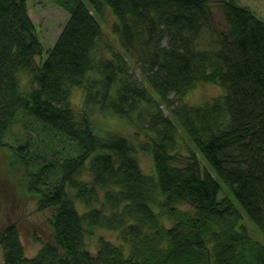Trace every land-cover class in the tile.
Instances as JSON below:
<instances>
[{
    "label": "trees",
    "instance_id": "1",
    "mask_svg": "<svg viewBox=\"0 0 264 264\" xmlns=\"http://www.w3.org/2000/svg\"><path fill=\"white\" fill-rule=\"evenodd\" d=\"M54 1L69 17L37 61L27 0H0V147L12 150L18 188L49 225L29 255L5 222L3 264H264V19L238 0ZM105 5L119 47L96 18ZM208 81L223 94L183 102ZM72 87L84 92L79 106ZM105 112L151 141L102 133L93 114ZM185 136L237 204L194 147L189 157L173 151ZM139 150L155 174L141 170Z\"/></svg>",
    "mask_w": 264,
    "mask_h": 264
},
{
    "label": "rangeland",
    "instance_id": "2",
    "mask_svg": "<svg viewBox=\"0 0 264 264\" xmlns=\"http://www.w3.org/2000/svg\"><path fill=\"white\" fill-rule=\"evenodd\" d=\"M87 5L89 4L87 0H83ZM243 4H247L253 7L257 13L264 17V0H238ZM28 11L39 28V35L42 39L43 53L37 56V60H41L45 57L47 49L52 46L55 41L56 36L60 32L63 24L65 23L68 12L59 7L53 0H27ZM107 9L101 15L99 19L103 30L108 35V39L112 40L114 47L120 46L119 37L112 32V23L116 20V16L111 10V8L106 5ZM218 10V9H216ZM218 12L217 14H219ZM112 34V35H111ZM130 71L136 80H140L142 74L140 71V66L138 64H131ZM199 85H195L192 88L184 92L183 102L198 105L203 104L206 101L213 99L214 97L223 94L224 88L217 83L213 82H200ZM153 93V90L150 88ZM221 91V92H220ZM84 92L77 88L72 87L69 96L70 100L73 102L74 106H79L82 104ZM214 95V96H213ZM172 96V95H171ZM82 100V101H81ZM178 103V102H176ZM141 105H145L142 102ZM161 109L167 115L170 114V108L162 106ZM97 111V109H95ZM96 121L101 123L102 129L116 131L123 134L124 136H132L137 132L135 123L133 121H128L125 118L111 115L105 112V115L93 114ZM136 117V113L133 114ZM14 127V125H13ZM105 128V129H104ZM143 135V134H139ZM10 136V135H9ZM18 135H12V138H17ZM193 145V144H192ZM15 158L12 150L0 147V228L8 221H14L17 225L20 233L21 240L24 244L26 254H34L38 247L40 246L39 241L35 237H40L42 239L48 238L49 225L47 223V211H38L36 209V199L31 195H24L22 191L18 188V177H20L18 172V167L10 168V161ZM139 163L145 172H149L152 168V158L149 154L140 152ZM9 167L14 171V173H9L6 170ZM207 169L209 167L206 166ZM17 173V174H16ZM22 179L24 181L25 193L29 192L27 189V176L23 175ZM217 180L224 189L225 183L220 177ZM237 204V202H236ZM103 234L106 237H111L115 239V234L111 230L96 228L94 236ZM91 236L88 238V246L90 248H95V237ZM0 264H3V253L0 248Z\"/></svg>",
    "mask_w": 264,
    "mask_h": 264
},
{
    "label": "bare ground",
    "instance_id": "3",
    "mask_svg": "<svg viewBox=\"0 0 264 264\" xmlns=\"http://www.w3.org/2000/svg\"><path fill=\"white\" fill-rule=\"evenodd\" d=\"M35 1V0H34ZM54 1V0H53ZM55 2V1H54ZM28 5V4H27ZM88 6L90 7V5L88 4ZM106 6V5H105ZM104 6V10L105 9H107L106 7ZM60 7V6H59ZM251 7V6H250ZM252 9H253V11H255V13L258 15V16H260V17H262L259 13H257L256 12V10L253 8V7H251ZM64 9V8H63ZM104 10H103V12H104ZM67 11V10H66ZM91 11H93V10H91ZM68 12V11H67ZM102 12V13H103ZM29 13V12H28ZM102 13H97L96 14V18L98 17V18H100L101 19V15H102ZM29 15H30V13H29ZM30 17H31V15H30ZM68 17H69V12H68ZM68 17H67V19H68ZM97 18V19H98ZM263 19H264V17H262ZM31 19H32V17H31ZM66 19V20H67ZM33 20V19H32ZM99 20V19H98ZM33 22H34V20H33ZM66 22V21H65ZM35 23V22H34ZM36 24V23H35ZM65 24V23H64ZM63 24V25H64ZM37 26V25H36ZM63 27V26H62ZM37 29H38V36H39V39L41 40V42H42V39L40 38V35H39V28H38V26H37ZM62 29V28H61ZM61 31V30H60ZM59 34V33H58ZM58 36V35H57ZM57 36H56V38H57ZM55 38V39H56ZM53 45V44H52ZM42 47H43V44H42ZM50 48V47H49ZM48 50V49H47ZM36 60H37V56H36ZM37 61H39V60H37ZM138 122V121H137ZM135 127L137 128V124L135 125ZM103 127H101V130L100 131H102V133H104L105 131H107V129H105V130H103L102 129ZM138 130V129H137ZM11 136V138H12V135H10ZM131 139L134 141V142H136V143H140V142H146V143H148V142H150L151 141V138H150V136L149 135H133L132 137H131ZM193 144V145H192ZM196 143H195V141H193L190 137H188V136H185L184 137V139H183V142L181 143V144H179V143H177L176 144V146H175V148L173 149V151L174 152H181V154H184V155H187L188 157L189 156H191V147H194V149H192V150H194V152H196V154H197V156L199 157V159H200V162L203 164V166L204 165H208L207 164V161L205 160V158H203L202 157V155L200 154V152H199V149H198V147L195 145ZM140 152H144V153H146V151H141V150H139L138 151V153H137V155L139 156V154H140ZM207 167H209V166H207ZM140 168H141V170L144 172V173H146V174H155V167H154V162H153V159H152V168H151V170H149V172H145L143 169H142V167L140 166ZM209 170H210V168H209ZM211 171V170H210ZM211 174H212V176L214 177V178H216L217 179V177H218V175L214 172V171H211ZM223 192H225L224 194H226V195H228L229 197H230V199L233 201V202H237L236 201V198L234 197V195H233V193L229 190V189H227V187H226V184H225V187H224V190H223ZM236 206V205H235ZM237 207V206H236ZM238 208V207H237ZM239 209V208H238ZM239 211L241 212V213H243V214H245V211L244 210H242V209H239Z\"/></svg>",
    "mask_w": 264,
    "mask_h": 264
}]
</instances>
